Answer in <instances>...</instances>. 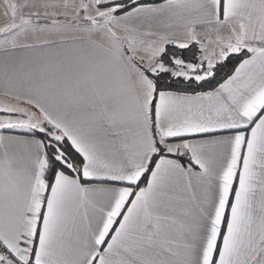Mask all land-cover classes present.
I'll return each instance as SVG.
<instances>
[{
	"label": "snow or ice",
	"instance_id": "snow-or-ice-1",
	"mask_svg": "<svg viewBox=\"0 0 264 264\" xmlns=\"http://www.w3.org/2000/svg\"><path fill=\"white\" fill-rule=\"evenodd\" d=\"M0 15V264H264V0Z\"/></svg>",
	"mask_w": 264,
	"mask_h": 264
},
{
	"label": "crops",
	"instance_id": "crops-1",
	"mask_svg": "<svg viewBox=\"0 0 264 264\" xmlns=\"http://www.w3.org/2000/svg\"><path fill=\"white\" fill-rule=\"evenodd\" d=\"M5 21H4V18H3V16L2 15H0V24H2V23H4ZM82 34V33H81ZM3 97L2 96H0V99H2Z\"/></svg>",
	"mask_w": 264,
	"mask_h": 264
},
{
	"label": "trees",
	"instance_id": "trees-1",
	"mask_svg": "<svg viewBox=\"0 0 264 264\" xmlns=\"http://www.w3.org/2000/svg\"><path fill=\"white\" fill-rule=\"evenodd\" d=\"M188 53H186V55H187Z\"/></svg>",
	"mask_w": 264,
	"mask_h": 264
}]
</instances>
